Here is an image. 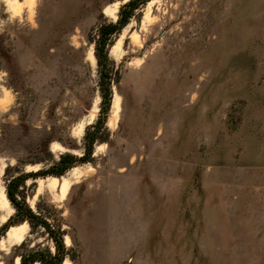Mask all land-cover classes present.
Instances as JSON below:
<instances>
[{
	"label": "rangeland",
	"instance_id": "1",
	"mask_svg": "<svg viewBox=\"0 0 264 264\" xmlns=\"http://www.w3.org/2000/svg\"><path fill=\"white\" fill-rule=\"evenodd\" d=\"M127 1L0 0V227L17 223L0 230V264L56 252L7 194L38 171L17 197L60 230L62 264H264V0L141 4L106 46L92 159L43 173L85 152L101 108L92 53Z\"/></svg>",
	"mask_w": 264,
	"mask_h": 264
},
{
	"label": "trees",
	"instance_id": "2",
	"mask_svg": "<svg viewBox=\"0 0 264 264\" xmlns=\"http://www.w3.org/2000/svg\"><path fill=\"white\" fill-rule=\"evenodd\" d=\"M148 0H128L120 9V15L116 22H111L102 25L100 28V36L96 41L95 56L99 64L100 75V115L94 124H91L86 129L85 133V152L82 156H76L71 152L62 153L60 158L55 161L51 166L44 170V174H50L55 176H62L66 170L73 167L77 161H90L94 151V143L100 138L99 133L104 128L106 123V116L111 105L112 90L111 82L113 80V65L112 60L108 55L107 45L111 43V36L115 33H119L121 29L129 22L130 18L135 15L136 9ZM41 171L28 172L26 174H20L13 178L8 184L7 194L12 204L16 208V213L19 216L20 222L28 220L32 225L44 226L49 234L55 241L56 252L52 254L48 251H34L29 256H22V264H31L39 261L42 264H62L65 255L66 247L63 242L61 232L59 229H55L45 216L34 212L24 201V199H18L17 191L20 185L29 176L36 177ZM13 223L10 219L0 227V230L10 226Z\"/></svg>",
	"mask_w": 264,
	"mask_h": 264
},
{
	"label": "bare ground",
	"instance_id": "3",
	"mask_svg": "<svg viewBox=\"0 0 264 264\" xmlns=\"http://www.w3.org/2000/svg\"><path fill=\"white\" fill-rule=\"evenodd\" d=\"M92 57L95 60V55L92 53ZM58 179V178H57ZM67 184H63L62 187L66 188ZM8 200V199H7ZM8 240L11 241L13 239H19L21 237V230L18 226H11L9 230H7ZM17 264H20V261H17Z\"/></svg>",
	"mask_w": 264,
	"mask_h": 264
}]
</instances>
